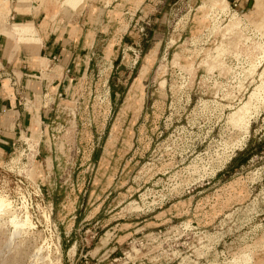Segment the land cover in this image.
<instances>
[{
  "label": "rangeland",
  "instance_id": "obj_1",
  "mask_svg": "<svg viewBox=\"0 0 264 264\" xmlns=\"http://www.w3.org/2000/svg\"><path fill=\"white\" fill-rule=\"evenodd\" d=\"M62 1L61 95L0 118V264H264V0Z\"/></svg>",
  "mask_w": 264,
  "mask_h": 264
},
{
  "label": "crops",
  "instance_id": "obj_2",
  "mask_svg": "<svg viewBox=\"0 0 264 264\" xmlns=\"http://www.w3.org/2000/svg\"><path fill=\"white\" fill-rule=\"evenodd\" d=\"M84 2L63 0L62 5L77 11ZM69 21L49 13L38 0H0V68L6 76L0 88V118L7 119L2 132L8 138L42 121L45 98L61 95L67 68L86 43L78 22Z\"/></svg>",
  "mask_w": 264,
  "mask_h": 264
},
{
  "label": "bare ground",
  "instance_id": "obj_3",
  "mask_svg": "<svg viewBox=\"0 0 264 264\" xmlns=\"http://www.w3.org/2000/svg\"><path fill=\"white\" fill-rule=\"evenodd\" d=\"M210 1H211V2L214 1L215 3H218V4H220V3H225V0H210ZM214 2H212V3H214ZM222 49H223V48H222ZM12 211H13V210H9L8 213L11 214Z\"/></svg>",
  "mask_w": 264,
  "mask_h": 264
}]
</instances>
